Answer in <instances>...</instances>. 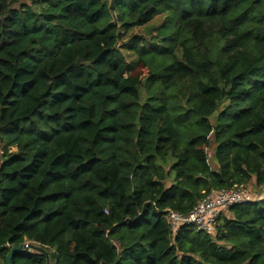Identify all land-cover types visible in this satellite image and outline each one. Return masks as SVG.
<instances>
[{"label": "trees", "instance_id": "16d2710c", "mask_svg": "<svg viewBox=\"0 0 264 264\" xmlns=\"http://www.w3.org/2000/svg\"><path fill=\"white\" fill-rule=\"evenodd\" d=\"M0 148V264H264L263 198L164 218L264 187V0H0Z\"/></svg>", "mask_w": 264, "mask_h": 264}, {"label": "built area", "instance_id": "2783aa9c", "mask_svg": "<svg viewBox=\"0 0 264 264\" xmlns=\"http://www.w3.org/2000/svg\"><path fill=\"white\" fill-rule=\"evenodd\" d=\"M246 200L247 193L244 184L214 189L204 195L189 212L181 213L170 210L164 218L173 231L180 226H190L195 230L212 232L220 212Z\"/></svg>", "mask_w": 264, "mask_h": 264}, {"label": "rangeland", "instance_id": "374dc122", "mask_svg": "<svg viewBox=\"0 0 264 264\" xmlns=\"http://www.w3.org/2000/svg\"><path fill=\"white\" fill-rule=\"evenodd\" d=\"M24 1L28 2L29 0H24ZM145 70L146 68L143 65L139 64L136 66L134 72L143 75L145 73ZM211 148L212 147L208 149V152L211 151ZM0 159H1V148H0ZM244 185L247 193V200H258L262 198L264 199V187L262 188L256 187L252 180L248 181Z\"/></svg>", "mask_w": 264, "mask_h": 264}, {"label": "water", "instance_id": "95a60500", "mask_svg": "<svg viewBox=\"0 0 264 264\" xmlns=\"http://www.w3.org/2000/svg\"><path fill=\"white\" fill-rule=\"evenodd\" d=\"M30 249H34L36 251L42 252L46 257V264H49V258H48L47 251L44 250L42 247L36 246L30 242H24L22 244H16V245L11 246L9 250L7 251V253L5 254V258H4L5 264H11V256L14 252H18L22 254L24 252H28Z\"/></svg>", "mask_w": 264, "mask_h": 264}]
</instances>
